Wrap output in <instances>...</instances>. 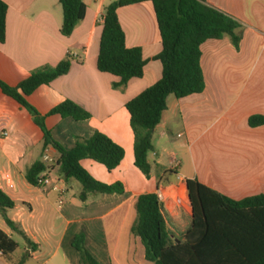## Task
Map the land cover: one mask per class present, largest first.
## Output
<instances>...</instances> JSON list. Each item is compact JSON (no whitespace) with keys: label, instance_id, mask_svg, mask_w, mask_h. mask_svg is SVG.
Masks as SVG:
<instances>
[{"label":"crops","instance_id":"obj_1","mask_svg":"<svg viewBox=\"0 0 264 264\" xmlns=\"http://www.w3.org/2000/svg\"><path fill=\"white\" fill-rule=\"evenodd\" d=\"M2 1L8 12L6 40L0 44V81L17 87L34 70L56 67L71 57L68 74L39 87L27 101L47 116L46 128L64 148L70 149L76 138L102 133L125 151L123 162L111 172L94 161L82 162L97 181L121 183L124 193L80 201L81 185L60 176L58 153L44 146L42 129L0 88V189L15 203L14 209L0 211V229L18 244L10 255L13 263L29 254L25 264H82L73 241L83 233L86 248L99 264H155L146 259L141 240L132 233L140 196L164 191L163 214L176 243L192 214L186 181L197 180L233 200L264 194V126L248 124L251 117L264 116V0H206L242 25V40L238 49L230 37L201 46L205 90L184 99L168 98L153 132L149 178L134 165V136L126 104L162 78L163 66L156 59L162 40L152 2L118 10L126 46L140 48L147 64L142 78L115 89L119 78L101 73L97 61L105 9L119 0H83L85 17L70 37L61 34L60 0ZM66 100L91 118L76 122L48 116ZM37 162L52 177L51 186L28 183L27 172ZM54 186L64 190L63 204ZM4 214L32 245L9 228ZM13 263L0 253V264Z\"/></svg>","mask_w":264,"mask_h":264},{"label":"trees","instance_id":"obj_2","mask_svg":"<svg viewBox=\"0 0 264 264\" xmlns=\"http://www.w3.org/2000/svg\"><path fill=\"white\" fill-rule=\"evenodd\" d=\"M150 1L154 5L162 40V52L156 58L162 63V78L126 104L130 126L134 136V165L146 177H150L148 155L154 151L153 132L161 123L167 109V100L173 95L184 99L201 94L205 90L201 67V46L210 40L230 37L239 48L242 25L229 15L210 7L206 0H119L106 7L103 32L100 40L97 68L119 78L115 89L127 86L132 79L144 75L147 61L140 48H128L126 36L120 24L118 10L122 7ZM63 9L61 34L70 37L86 14L83 0H60ZM8 6L0 0V44L6 40ZM71 57L56 67L44 66L34 70L17 87L0 81L4 95L25 108L44 133V146L56 149V167L65 181L75 180L81 185L79 199L88 201L95 195L123 194L121 183L108 185L97 181L84 169L82 162L94 161L109 172L118 168L125 151L108 136L96 133L89 139L76 138L70 149L61 146L45 126L47 116H42L27 97L39 87L49 85L70 71ZM59 115L76 122L86 121L91 115L73 101L66 100L53 108L48 116ZM250 127L264 126V116L249 119ZM43 163H35L27 172V181L38 185V178L46 172ZM191 205V220L176 243L172 241L164 218V208L154 193L137 199L136 222L132 233L145 249V257L155 264H264V194L242 200H233L197 180L186 181ZM15 207L14 201L0 189V211L5 213ZM6 224L28 238L4 214ZM82 264H99L86 248V235L81 233L73 241ZM34 248V246H33ZM18 244L0 229V253L12 262L10 255ZM29 254L18 263L25 264Z\"/></svg>","mask_w":264,"mask_h":264},{"label":"built area","instance_id":"obj_3","mask_svg":"<svg viewBox=\"0 0 264 264\" xmlns=\"http://www.w3.org/2000/svg\"><path fill=\"white\" fill-rule=\"evenodd\" d=\"M9 180V177L7 176V181ZM53 182V179L51 176H48L46 174H42L38 178V185L39 186H51ZM53 189L59 193L60 196V204L64 203V190L59 188L58 186H54ZM157 195V198L159 202L163 205L165 203V194L163 190H159L155 193Z\"/></svg>","mask_w":264,"mask_h":264}]
</instances>
